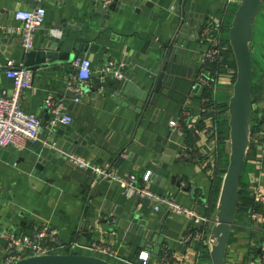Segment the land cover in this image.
<instances>
[{"label":"crops","instance_id":"crops-1","mask_svg":"<svg viewBox=\"0 0 264 264\" xmlns=\"http://www.w3.org/2000/svg\"><path fill=\"white\" fill-rule=\"evenodd\" d=\"M183 2L123 0L107 15L91 0H43L45 19L35 34L33 50L57 47L75 59H89L92 78L86 87L102 84L105 88L98 97L83 93L75 103L67 88L76 73L75 61L30 71L31 88L21 93L20 106L40 120L41 129L35 141L0 148V264L13 254L1 235L32 234L44 224L57 231L55 254L73 252L109 264H139L138 256L144 253L147 264H212L210 231L224 177L219 173L223 160L218 150L225 149L217 122L225 120L228 125V109L224 112L221 106H228L236 71L232 53L222 64L205 60L208 43L200 34L207 21L216 18L222 20L228 40L240 0H186L184 11ZM33 8L31 0H0V94L13 93L6 64L23 66L27 53L14 14ZM258 16L253 52L264 68L260 58L264 0ZM171 43L168 60L166 49ZM108 64L121 65L123 78L103 76ZM164 69L163 95L145 111ZM201 75L209 87L192 92L191 84ZM263 75L259 72L258 90L252 95L250 146L241 185L244 196L264 194ZM47 101L62 104L72 123L48 130ZM227 134L226 142L229 130ZM67 155L122 177L140 178L151 172L154 193L207 221L197 226L164 209L155 212L149 201L125 199L114 183L95 185L94 175L76 170ZM262 209L264 216V203ZM263 254L264 220L239 212L224 264H261Z\"/></svg>","mask_w":264,"mask_h":264},{"label":"built area","instance_id":"built-area-1","mask_svg":"<svg viewBox=\"0 0 264 264\" xmlns=\"http://www.w3.org/2000/svg\"><path fill=\"white\" fill-rule=\"evenodd\" d=\"M106 10L113 0H91ZM34 8L28 11H17L14 14V20L20 23V38L21 44L25 52L34 49V37L37 30L43 26L45 19V10L41 6L43 0H31ZM222 20L212 18L207 21L206 27L203 28L200 37L208 43V50L205 53V60L217 64V61L222 57V52L225 51L229 42L222 33ZM50 33L59 36L57 30H50ZM76 73L67 82V88L74 94V102L79 103L82 96V87L86 86L92 78V64L89 59L76 58L74 60ZM7 77L13 81V93L8 96L6 92L0 94V148H6L12 145L22 146L29 141H35L38 138L41 129L40 120L23 111L20 106L21 93L31 88L32 73L24 68V66H15L14 62L9 61L6 64ZM121 65L118 68L108 64L102 70L103 76L112 75L120 80L123 78L121 73ZM209 81L204 76H198L191 84L190 90L195 92L197 89L209 87ZM50 117L47 128L52 130L59 125H70L72 117L68 115L62 104L53 101H47ZM171 127H177L176 122H169ZM66 160L78 171L90 172L94 175L96 183L110 182L117 185L123 192L125 199L136 201L138 203L144 200L153 204L155 212L165 210L166 214H174L184 216L192 220L199 226L206 223L207 219L200 216L197 212L184 208L180 204L162 198L151 190V172H147L142 177L138 178L133 174L126 177L119 176L106 167H99L92 163L79 159L72 155L64 156ZM255 202L264 203V194L260 192L254 193ZM253 218L264 220L261 213H253ZM7 240L8 249L13 251L5 260L6 264H15L22 260L32 257L45 255H53L57 250V231L44 224L32 234H4L1 235ZM211 245V243H210ZM105 249L103 252H108ZM139 264H147L148 255L141 253L138 256ZM261 264H264V254L261 257Z\"/></svg>","mask_w":264,"mask_h":264},{"label":"water","instance_id":"water-1","mask_svg":"<svg viewBox=\"0 0 264 264\" xmlns=\"http://www.w3.org/2000/svg\"><path fill=\"white\" fill-rule=\"evenodd\" d=\"M123 0H113L112 4L104 10L109 15L115 10L118 3ZM186 0L183 2V11ZM263 0H240L238 8L233 16L228 31V42L232 51L236 68L235 81L231 97L228 101V128L230 141V156L227 170L224 174L215 224L210 231V259L212 264H224L225 251L231 228L234 224L237 206L239 186L245 170L246 152L250 146V125L252 121V82L253 65L250 45L254 35V28ZM173 43L167 47L168 60L173 51ZM60 48L53 47L46 50H32L26 53L24 68L36 71L48 66H55L58 62L72 63L73 55L60 53ZM84 58V57H79ZM49 61V62H47ZM223 61V57L220 58ZM165 69L158 76L155 87L145 102V111L153 106L158 95H163ZM105 85L96 84L91 88L82 87V93H95L98 97L100 90ZM74 97V94L72 93ZM144 111V112H145ZM54 144V143H53ZM95 185H98L95 183ZM95 225H91L94 229ZM15 264H109L108 262L90 256H82L73 252L60 255H45L32 257Z\"/></svg>","mask_w":264,"mask_h":264},{"label":"trees","instance_id":"trees-1","mask_svg":"<svg viewBox=\"0 0 264 264\" xmlns=\"http://www.w3.org/2000/svg\"><path fill=\"white\" fill-rule=\"evenodd\" d=\"M254 44H255V37L253 35V39H252V42H251V45H250L251 56H252V65H253L252 95H254L256 90H258V86H257V79L258 78L257 77H258L259 72L260 73H264V68L261 67V65L255 59L256 57H255L254 52H253ZM263 50H264V48H263ZM231 53H232L231 48H230V46H228L226 51H223L222 54H221L222 57H223V61L221 63L219 61H217V64H222L224 61L226 62L228 60L227 58H228L229 54H231ZM260 58H262V60L264 59L263 51H262V53H260ZM262 82H264V77H262ZM221 107H222V109H224L223 110L224 112L227 111V104L226 105L224 104ZM217 128H218V130L216 129L218 131L217 134L220 136V138L221 139L225 138V140L228 139V134L227 133H228L229 128H228V125H227V121L219 120L217 122ZM250 131H251V127H250ZM222 150H223L222 148H221V150L220 149L218 150L219 154H221ZM219 159H221V157H219ZM219 169H221L219 173L224 176L226 170L223 169L222 167L219 168ZM243 177H244V175H243ZM243 177L241 179L240 186H239L238 206H237L236 214H238L239 212L243 211L245 214H248L249 217H252L253 213H262L263 212L262 204H259V203L255 202L254 193H253V195H249L248 194V196H244L242 194L241 185H242V182H243L242 181ZM219 185H220V183H219Z\"/></svg>","mask_w":264,"mask_h":264},{"label":"rangeland","instance_id":"rangeland-1","mask_svg":"<svg viewBox=\"0 0 264 264\" xmlns=\"http://www.w3.org/2000/svg\"><path fill=\"white\" fill-rule=\"evenodd\" d=\"M259 18V16H257V19ZM256 19V20H257ZM258 22V21H257ZM256 24V23H255ZM258 30H259V27H258ZM255 32H256V28H255ZM258 34H259V31H257V35H256V33H255V41H256V37L258 38ZM263 36H264V33H263ZM254 47H255V44H254ZM253 47V48H254ZM256 48V47H255ZM233 57V56H232ZM257 61H258V59L257 58H255ZM235 64V63H234ZM235 71H236V68H235ZM235 81V80H234ZM234 83V82H233ZM231 87H232V85H231ZM230 87V95L232 94L231 93V91H232V88ZM224 146H225V149H223L222 151H221V154H219V157H221V159L223 160L222 161V163L220 164V167L219 168H223V169H225V170H227V167H228V163H229V156H230V141L228 140L227 142H226V140H225V144H224ZM222 155V156H221ZM64 255H66V254H64Z\"/></svg>","mask_w":264,"mask_h":264}]
</instances>
